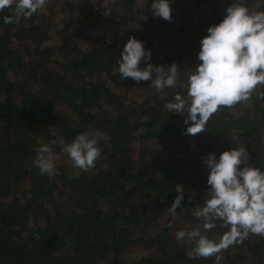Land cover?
Wrapping results in <instances>:
<instances>
[{
  "label": "trees",
  "instance_id": "16d2710c",
  "mask_svg": "<svg viewBox=\"0 0 264 264\" xmlns=\"http://www.w3.org/2000/svg\"><path fill=\"white\" fill-rule=\"evenodd\" d=\"M243 2L264 10V0ZM150 3L46 0L30 17H15L14 6L0 11L13 16L0 19V264H264L261 235L198 258L187 238H175L199 223L207 153L238 140L244 166L264 170V85L246 102L220 106L195 135L184 132L186 113L165 108L176 93L186 96L179 81L231 0H170L171 20L153 16ZM130 36L150 50L147 62L176 63L177 86L162 95L150 81L122 79L116 60ZM81 132L101 149L87 170L59 144ZM51 140L48 176L33 159ZM176 184L183 199L173 216ZM216 224L202 233L217 240L227 228Z\"/></svg>",
  "mask_w": 264,
  "mask_h": 264
},
{
  "label": "clouds",
  "instance_id": "9594fccd",
  "mask_svg": "<svg viewBox=\"0 0 264 264\" xmlns=\"http://www.w3.org/2000/svg\"><path fill=\"white\" fill-rule=\"evenodd\" d=\"M45 4L46 0H0V11L14 6L15 17H30ZM149 7L153 16L171 20L170 0H151ZM0 19L7 24L13 16ZM150 56L143 41L130 36L116 60L117 70L122 79L150 81L163 95V89L177 86L178 66L173 62L165 70L164 66L147 62ZM196 56L198 63L188 67L190 71L179 81L186 96L176 93L165 105L167 113H186L184 132L189 135L204 131L220 106L246 102L258 85H264V10H250L243 0H231L223 17L210 24L200 37ZM141 60L146 62L144 67H139ZM56 143L51 140L35 147L33 166L40 174H54L55 153L51 145ZM59 144L72 165L81 170L93 167L101 152L97 136L87 132L76 134L70 142L60 139ZM245 155L244 146L236 140L235 147L202 157L208 169V191L203 205L193 212L199 223L175 233L177 241L187 238L193 245L190 258L212 256L249 233L264 236V170L244 166ZM175 191L177 195L167 208L173 216L183 199L180 184H176ZM217 221L227 230L213 240L202 230L214 229Z\"/></svg>",
  "mask_w": 264,
  "mask_h": 264
}]
</instances>
